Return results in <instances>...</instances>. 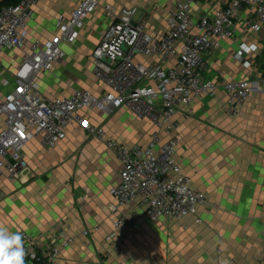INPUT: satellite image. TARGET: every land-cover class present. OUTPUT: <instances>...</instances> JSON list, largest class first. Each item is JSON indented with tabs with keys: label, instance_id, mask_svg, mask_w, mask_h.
<instances>
[{
	"label": "crops",
	"instance_id": "1",
	"mask_svg": "<svg viewBox=\"0 0 264 264\" xmlns=\"http://www.w3.org/2000/svg\"><path fill=\"white\" fill-rule=\"evenodd\" d=\"M79 2L40 0L29 21L30 38L45 42L56 35L58 15L69 14ZM106 3L118 9L138 7L148 31L161 37L175 0L156 7L147 0L133 5L128 0H105L87 19L76 43L63 44L65 57L39 76L45 98L71 96L78 90L101 95L109 90L94 74L91 56L112 23L104 11ZM225 5L221 0H198L191 13L195 19L213 16ZM253 19L250 12L235 19L237 37L223 40L206 56L205 74L218 84L258 80L261 89L254 90L237 117L229 114L223 91L215 98L195 99L177 116L181 123L175 133L181 140L178 163L192 186L208 199L199 209L202 223L197 224L194 217L150 222L136 201L124 207L121 215L136 214L139 228L127 232L124 240L108 242L115 220L110 190L119 181L122 164L105 143L71 124L67 137L55 148H45L40 137L31 141L26 148L29 168L23 178L0 186L1 201L6 199L7 216L13 217L16 231L33 235L39 253L55 240L73 238L53 264H258L264 253V79L259 78L264 68V26L259 32L245 31ZM243 46L254 48L240 61L236 53ZM27 53L28 49L4 52L2 67L7 78ZM186 113L191 115L187 120ZM83 114L124 145H148L155 131L149 119L137 117L126 107L110 114L97 109ZM161 138L168 137L163 134Z\"/></svg>",
	"mask_w": 264,
	"mask_h": 264
},
{
	"label": "built area",
	"instance_id": "2",
	"mask_svg": "<svg viewBox=\"0 0 264 264\" xmlns=\"http://www.w3.org/2000/svg\"><path fill=\"white\" fill-rule=\"evenodd\" d=\"M39 1L19 0L0 8V177L6 173L9 182L21 180L29 168L28 144L40 137L45 148H55L67 137L68 127L77 124L89 136L105 143L122 164L119 181L110 190L115 199L110 205L115 220L113 231L106 237L108 242L124 240L127 232L139 228L136 214L121 215L124 207L136 201L150 222H181L194 217L197 224L202 223L199 209L208 204V199L192 186V179L178 163L176 153L181 140L175 133L181 123L177 116L195 99L215 98L223 91L229 114L237 117L254 90L261 89L258 80L218 84L205 72L206 56L216 51L223 40L237 37L235 19L240 14L254 15L245 31L262 30L264 0H221L226 3L224 7L200 19L191 13L198 0H175L161 37L148 31L138 7L118 9L106 3L104 11L112 23L91 56L94 74L109 90L101 95L78 90L71 96L53 99L43 96L39 76L50 72L54 63L65 57L63 44L76 43L87 19L105 0H79L69 14L58 15V33L45 42L32 40L29 35V21ZM253 48L241 47L236 58L243 61L244 54ZM23 49H28L26 57L11 72L12 80L5 79L4 52ZM147 58H157L159 62L146 63ZM121 107L154 125L148 145H124L83 114L91 109L110 114ZM184 117L187 120L191 115L186 113ZM163 134L168 137L165 141L161 140ZM18 231L28 253L26 264H53L74 242L73 238L58 239L39 253L36 238ZM258 264H264V253Z\"/></svg>",
	"mask_w": 264,
	"mask_h": 264
},
{
	"label": "clouds",
	"instance_id": "3",
	"mask_svg": "<svg viewBox=\"0 0 264 264\" xmlns=\"http://www.w3.org/2000/svg\"><path fill=\"white\" fill-rule=\"evenodd\" d=\"M27 255L22 233L0 222V264H26Z\"/></svg>",
	"mask_w": 264,
	"mask_h": 264
},
{
	"label": "rangeland",
	"instance_id": "4",
	"mask_svg": "<svg viewBox=\"0 0 264 264\" xmlns=\"http://www.w3.org/2000/svg\"><path fill=\"white\" fill-rule=\"evenodd\" d=\"M129 1V3H127V4H129V5H133L134 4V2L135 1H143V0H128ZM171 1H173V0H154V1H150V0H147V2H148V4H153L155 7H156V5H158V4H161V3H165V2H171ZM151 6V5H150ZM261 71H262V77H259L260 78V80L261 79H264V68H262L261 69ZM260 71V72H261ZM8 73V72H7ZM8 77L9 78H7L6 76H5V79H8V80H12L11 79V73H8ZM7 80V81H8ZM4 88V87H3ZM7 174L5 173V174H3L1 177H0V186H4V183H6L7 182ZM21 200V199H20ZM0 202H2V203H0V222H3L7 227H9V229L11 230V231H13V232H15L16 231V228L15 227H13L11 224H12V220H13V217L12 216H7V207H6V204H7V201H6V199L5 198H3V201H1V198H0ZM19 213H20V217L22 216V207H20V209H19Z\"/></svg>",
	"mask_w": 264,
	"mask_h": 264
},
{
	"label": "trees",
	"instance_id": "5",
	"mask_svg": "<svg viewBox=\"0 0 264 264\" xmlns=\"http://www.w3.org/2000/svg\"><path fill=\"white\" fill-rule=\"evenodd\" d=\"M19 0H4L0 3V8L5 5L17 4Z\"/></svg>",
	"mask_w": 264,
	"mask_h": 264
}]
</instances>
